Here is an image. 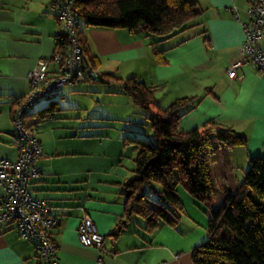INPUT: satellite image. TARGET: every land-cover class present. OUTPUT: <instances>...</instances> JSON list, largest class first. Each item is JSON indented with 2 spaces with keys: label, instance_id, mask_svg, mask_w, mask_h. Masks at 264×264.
I'll list each match as a JSON object with an SVG mask.
<instances>
[{
  "label": "crops",
  "instance_id": "crops-1",
  "mask_svg": "<svg viewBox=\"0 0 264 264\" xmlns=\"http://www.w3.org/2000/svg\"><path fill=\"white\" fill-rule=\"evenodd\" d=\"M250 3L198 0V17L168 38L142 28L129 31L81 25L78 29L101 75L135 77L155 87L161 108L180 98H194L180 109L179 131L213 120L246 136L247 145L229 149L212 134L200 149L214 178L213 210L236 192L250 159L264 157V76L250 62L237 70L238 77L228 76V67L238 58L244 40L242 23L247 21ZM51 5L52 0H0V158H17L18 149L11 144L16 103L29 90L28 72L39 59L51 57L56 36L63 33ZM155 50L162 53L163 62L156 60ZM80 96L91 100L92 108L104 101L131 105L120 82L86 81L65 87L51 117L36 124L33 115L52 102L48 99L26 117L43 147L36 161L39 173L30 190L34 197L46 200L58 217L52 230L58 264H193V250L209 237V208L182 188H178V197L184 213L175 227L159 223L149 233L144 219L136 215L118 237L111 236L124 219L120 190L131 177L118 170L112 175L114 165H105L106 157L95 154V143L82 134L83 125H68L70 119L64 112L71 105L67 104ZM105 177H110L107 185ZM102 184L105 189L100 188ZM2 200L0 187V204ZM84 214L105 237L103 253L79 241L78 225ZM35 255L36 241L22 239L15 230L0 225V264H34Z\"/></svg>",
  "mask_w": 264,
  "mask_h": 264
},
{
  "label": "trees",
  "instance_id": "trees-1",
  "mask_svg": "<svg viewBox=\"0 0 264 264\" xmlns=\"http://www.w3.org/2000/svg\"><path fill=\"white\" fill-rule=\"evenodd\" d=\"M73 1L78 28L81 25L129 31L142 28L162 38L185 30L200 14L198 0ZM78 39L84 61L96 69L97 60L89 53L79 32ZM65 42L63 33L56 36V46L63 48L62 51ZM155 57L163 62L160 51L155 50ZM110 76L100 74L98 81L91 82L107 83L113 79L120 82L124 93L141 110L153 130V139L149 142L138 137L126 138L134 144L136 157L133 176L122 183L120 190L124 197V219L116 225L111 236L118 237L136 215L144 219L149 233L159 223L175 227L184 213L178 197V188H182L209 208V237L193 250V264H264V157L251 158L236 192L228 195L220 208L211 209L214 178L210 165L199 155L200 149L212 134L229 149L247 145L246 136L213 120L199 128L180 132V109L194 98H180L161 108L155 87L135 77L111 79ZM57 98L49 99L52 102L47 107L33 114L36 124L53 115Z\"/></svg>",
  "mask_w": 264,
  "mask_h": 264
},
{
  "label": "built area",
  "instance_id": "built-area-1",
  "mask_svg": "<svg viewBox=\"0 0 264 264\" xmlns=\"http://www.w3.org/2000/svg\"><path fill=\"white\" fill-rule=\"evenodd\" d=\"M73 4V0H52V11L66 37V47L62 51L56 46L51 57L39 59L28 72L29 90L16 104L13 116L11 144L18 149V155L15 160L0 158V225L15 230L22 239L36 241L34 264H58L57 245L52 237L58 217L46 200L34 197L30 190L39 173L36 161L42 156L43 147L36 133L28 128L26 115L42 100L62 96L66 86L100 78L99 72L84 61ZM233 10L238 17L237 9ZM242 27L244 40L238 58L228 67V76L238 77L237 70L245 62L253 64L264 76V0H251ZM78 238L82 246L105 251V237L87 214L80 219Z\"/></svg>",
  "mask_w": 264,
  "mask_h": 264
},
{
  "label": "rangeland",
  "instance_id": "rangeland-1",
  "mask_svg": "<svg viewBox=\"0 0 264 264\" xmlns=\"http://www.w3.org/2000/svg\"><path fill=\"white\" fill-rule=\"evenodd\" d=\"M91 103V100L82 96L75 98L74 101L69 100L67 105L71 106L64 112V116L70 119L68 125L79 127L83 125L82 134L89 136L88 139L95 143V154L106 157L108 162L105 165H114L115 170L110 168L112 175L124 173V176L132 177L136 151L133 148L134 144L128 142L126 138L138 137L149 142L153 139L150 124L132 100L131 105L120 101L115 106L112 102L104 101L93 108L89 107ZM83 107H88L90 112H85ZM109 178L103 179L105 185L109 184L105 183L110 181ZM100 188H104L103 184Z\"/></svg>",
  "mask_w": 264,
  "mask_h": 264
}]
</instances>
